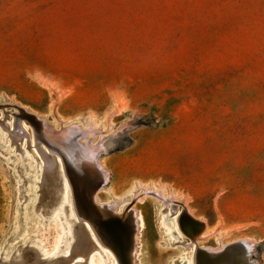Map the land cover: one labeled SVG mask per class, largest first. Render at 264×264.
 <instances>
[{
	"label": "rangeland",
	"instance_id": "obj_1",
	"mask_svg": "<svg viewBox=\"0 0 264 264\" xmlns=\"http://www.w3.org/2000/svg\"><path fill=\"white\" fill-rule=\"evenodd\" d=\"M41 123L91 126L101 208ZM238 239L264 264V0H0V264H133L136 241L138 264H221Z\"/></svg>",
	"mask_w": 264,
	"mask_h": 264
},
{
	"label": "bare ground",
	"instance_id": "obj_2",
	"mask_svg": "<svg viewBox=\"0 0 264 264\" xmlns=\"http://www.w3.org/2000/svg\"><path fill=\"white\" fill-rule=\"evenodd\" d=\"M20 110V109H19ZM25 112L28 114L29 112L27 111V109L25 110ZM25 114V113H24ZM29 117H30V115H28ZM26 117V116H25ZM31 118V117H30ZM37 119V118H36ZM41 120V119H40ZM92 122V121H91ZM33 123V122H32ZM35 125V124H34ZM49 126V125H48ZM91 127V126H90ZM90 127L88 126V127H86V129L85 128H81L77 123H73L66 131H55V130H52V129H50L49 127H47V125H45L44 123H41V124H39V126H38V129H36L39 133H40V135H41V137H42V139L44 140V141H46L47 143H49V144H51L53 147H54V149H56V151L57 150H59V152H61L64 156H65V158L67 159V158H70L68 155H71L73 158H72V161H76L75 163L76 164H78L79 166H80V168L82 169V172H84V173H86L88 176H90V178L86 181V184H84L85 185V188H88L89 189V199H90V201L92 202L91 204H93L94 205V207H96V209H98L99 208V206H100V208H101V206H103V205H99V199H98V192H99V190H102V189H104L105 188V184H106V182H107V180H108V170H107V168L104 166V164H103V162H102V160H101V158H100V156H101V152L102 151H104L105 150V146L103 145V144H101L100 143V141L98 142L97 141V143H95V144H92L91 143V134H93V130H91L90 129ZM18 128V127H17ZM37 135V134H36ZM15 137V136H14ZM17 139H19V137L17 138ZM37 141V140H36ZM42 141V140H41ZM40 142V141H39ZM51 147V146H50ZM45 150V149H44ZM49 151V150H48ZM58 152V153H59ZM45 153L47 154L48 152H46L45 151ZM51 153V152H50ZM49 153V154H50ZM62 155V156H63ZM51 157H52V155H50ZM51 162V161H50ZM55 164V163H54ZM56 165H59V167H60V169L62 170V166H61V160L59 159V157H56ZM47 166V165H46ZM76 167V166H75ZM74 167V168H75ZM55 169V168H54ZM65 169V168H64ZM76 169H77V167H76ZM78 170V169H77ZM62 173H63V170H62ZM46 179H48V180H51L52 178H53V169L52 170H50V172L48 173V175H46ZM101 183V185L98 187V185ZM98 187V188H97ZM97 188V189H96ZM137 196H135V198H133V200H130L131 201V203H134L135 201H136V199H139L140 197H142V196H145L146 197V195L147 194H151V195H153V196H155L156 197V199L157 198H159L162 202H168V203H170V205H171V203H174L173 205H175L176 204V202H178V201H174L173 200V198H175V197H172V195L171 194H169V195H171V197L168 199L167 198V196L165 195V194H163L162 193V191H161V187H158L157 189H155V188H153V187H150V188H145V187H143L142 185H140V184H137ZM144 197V198H145ZM154 197V198H155ZM143 198V197H142ZM123 200V199H122ZM125 200V199H124ZM115 201V200H114ZM132 201H134V202H132ZM139 201V200H138ZM137 202V201H136ZM116 203V202H115ZM118 203H121V202H118ZM122 203H123V201H122ZM167 203V204H168ZM164 204V203H163ZM166 204V205H167ZM178 204V203H177ZM106 205V204H105ZM110 204H108L107 206H109ZM120 205V204H119ZM129 205V210L131 211V209L130 208H132L131 206H130V204H128ZM170 205H169V207H170ZM173 205H171L172 207H173ZM183 205V204H182ZM126 206H127V204H126ZM185 206V205H184ZM165 208L167 207V206H164ZM113 208H114V206H113ZM127 208H128V206H127ZM175 208V207H174ZM177 208V207H176ZM176 208H175V210H176ZM186 208V207H185ZM125 209H126V207H125ZM170 209H172L171 207H170ZM183 209V208H182ZM106 210V209H105ZM109 210H113V209H109ZM166 210H167V208H166ZM181 210V209H180ZM99 211V210H98ZM114 211H115V208H114ZM114 211H112V212H114ZM128 211V210H127ZM126 211V212H127ZM172 211V210H171ZM177 211V210H176ZM185 211H188V213H187V217H190V219L192 220V222L196 225V227H198V230H197V232L196 233H194V235H192L190 238L187 236V238H189L190 239V243H188L189 245H190V247H192V249L194 250V249H196L197 248V241L198 240H200L201 238H203V236H202V233H203V231H204V229H205V223H204V221L203 220H201V219H198V218H196V217H194L190 212H189V209H186ZM132 212V214L133 215H131V216H135L134 215V213H133V210L131 211ZM135 212V211H134ZM169 212V211H168ZM99 213H101L100 211H99ZM115 213V212H114ZM128 213V212H127ZM178 212H176V214H177ZM85 214V213H84ZM135 214H136V212H135ZM170 214V213H169ZM179 214V213H178ZM123 215H125L124 213H123ZM126 215H128V214H126ZM125 215V216H126ZM129 216V215H128ZM177 216V215H176ZM127 217V216H126ZM126 217L124 218V220H126ZM128 218V217H127ZM130 218V217H129ZM134 218V217H133ZM181 218H184V217H181ZM107 219V218H106ZM179 219V218H178ZM87 220V219H86ZM89 220V219H88ZM110 220V219H109ZM118 220V219H117ZM133 220V219H132ZM114 221V220H113ZM136 221H137V219H136ZM176 221H177V219H176ZM97 222V221H96ZM111 222V221H110ZM109 222V223H110ZM119 222V221H118ZM122 222V221H121ZM190 222V221H189ZM115 223V222H114ZM137 223V222H136ZM97 224V223H96ZM122 224V223H121ZM140 224V223H139ZM133 225V224H132ZM135 225H137V224H135ZM97 226V225H96ZM100 226V225H99ZM123 226V225H122ZM117 227V226H116ZM119 227H120V225H119ZM124 227V226H123ZM127 227V226H126ZM104 228V227H103ZM102 228V229H103ZM129 228V227H128ZM192 228V227H191ZM195 228V227H194ZM119 229V228H118ZM117 229V230H118ZM127 229V228H126ZM136 229H138L137 228V226H136ZM115 230H116V228H115ZM194 230V229H193ZM126 231V230H125ZM180 231V230H179ZM191 231V230H190ZM80 232H82V230H81V228H80ZM104 232V231H103ZM187 232V231H186ZM188 232H189V230H188ZM188 232H187V234H188ZM113 233V232H112ZM137 233V232H136ZM184 233H185V231H184ZM214 233V232H213ZM79 234V233H78ZM81 234V233H80ZM106 234V233H105ZM120 235V234H119ZM202 236V237H201ZM210 236V235H209ZM115 237V236H114ZM132 237H134V236H132ZM82 238H83V236H82ZM82 238H80L82 241H79L78 242V245H79V247H78V249H77V251L75 252L76 254H80L81 252H83V251H85L86 250V248H85V240L84 239H82ZM118 238V237H117ZM205 238V237H204ZM107 239V238H106ZM109 239V238H108ZM130 239H131V237H130ZM188 239V240H189ZM207 239V238H206ZM110 240V239H109ZM118 240V239H117ZM132 240V239H131ZM135 240V238H133V240L132 241H134ZM101 241H103V240H101ZM111 241V240H110ZM121 242V241H120ZM127 242V241H126ZM131 242V241H130ZM103 243H105V242H103ZM186 243V242H185ZM252 241L250 240V239H238V240H236V241H233V242H231L230 244H228V245H235V248H231L230 249V254H232L231 256H232V258H230L229 259V257L228 256H226L225 258L224 257H220L219 255H221V254H219L218 256L220 257V259H221V264H257V262L256 261H253V260H251V248H252ZM131 244V243H130ZM184 244V243H183ZM188 244H186V245H188ZM240 244H242V246L243 247H246V249H243V250H240V247H238V245H240ZM129 245V244H128ZM227 245V246H228ZM109 246V245H108ZM108 246H106V247H108ZM120 246V245H119ZM135 246V245H134ZM183 246H185V245H183ZM224 246H226V245H220V246H218L217 248H215V249H210V248H208V247H202V246H200V247H198V250L200 249V251L199 252H202L201 254H204L203 253V249H205V251L207 252V253H209L210 255H211V257H213L212 255H215V254H217V253H220V251L224 248ZM128 247V246H127ZM126 247V248H127ZM138 247H139V244H138V242L136 241V246L134 247V249H132V250H134V251H132V256H130L131 257V259H134V263L135 264H138L137 263V260L135 259V255H136V252H137V250H138ZM189 247V248H190ZM129 248H130V246H129ZM120 249H122V248H120ZM188 248L186 247V250H187ZM202 250V251H201ZM228 249H226V251H227ZM196 252V251H195ZM223 252V251H222ZM234 252H235V254H237V253H244V252H247V254L246 255H242V256H240V257H238V258H235L237 255H235L234 254ZM224 253V252H223ZM226 253V252H225ZM229 253V252H228ZM227 253V254H228ZM128 254H129V252H128ZM127 254V256H129ZM130 254V255H131ZM197 254V253H196ZM195 254V255H196ZM206 255V254H205ZM224 255V254H223ZM226 255V254H225ZM209 256V255H208ZM207 256V257H208ZM199 257V256H198ZM206 256H204L203 257V259L205 258ZM210 257V256H209ZM208 257V258H209ZM216 257V256H215ZM120 258L122 259V257L120 256ZM214 258V257H213ZM30 259H37V256H36V254H31L30 255ZM195 259V258H194ZM203 259H201L202 261H203ZM210 259V258H209ZM130 260V259H129ZM199 260H200V258H199ZM205 260V259H204ZM212 260H215V259H212ZM226 260V261H225ZM122 261V260H121ZM195 261H198L197 260V257H196V260ZM207 261V260H206ZM210 261V260H209ZM55 262V261H54ZM200 262V261H199ZM212 262V261H211ZM18 263V262H17ZM20 263V262H19ZM124 263H126V262H124ZM131 263V262H130ZM133 263V264H134ZM20 264H27V262L26 261H22ZM34 264H36V263H34ZM42 264H58V263H42ZM81 264V263H80ZM194 264H195V262H194ZM199 264H208V262H205V261H203V262H200ZM209 264H210V262H209ZM217 264V263H216Z\"/></svg>",
	"mask_w": 264,
	"mask_h": 264
},
{
	"label": "water",
	"instance_id": "obj_3",
	"mask_svg": "<svg viewBox=\"0 0 264 264\" xmlns=\"http://www.w3.org/2000/svg\"><path fill=\"white\" fill-rule=\"evenodd\" d=\"M100 185H101V183L98 185V187H99ZM98 187H97V188H98ZM97 188H96V189H97ZM238 247H240V250L246 249V247H243L242 244L238 245ZM246 254H247V252H244V253H237V254H236L237 256H236L235 258H238V257H240V256H242V255H246Z\"/></svg>",
	"mask_w": 264,
	"mask_h": 264
}]
</instances>
